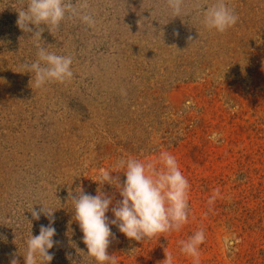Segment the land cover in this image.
I'll return each instance as SVG.
<instances>
[{
  "label": "rangeland",
  "instance_id": "rangeland-1",
  "mask_svg": "<svg viewBox=\"0 0 264 264\" xmlns=\"http://www.w3.org/2000/svg\"><path fill=\"white\" fill-rule=\"evenodd\" d=\"M215 2L184 0L174 17L166 0H89L94 27L41 25L38 40L17 24L26 0H0V264H25V241L50 220V264H96L71 199L103 192L114 218L121 197L94 181L100 170L123 184L119 159L165 150L190 183L189 220L141 241L110 225L116 264H165L168 252L193 264L180 241L199 229V264H264V0H225L238 21L223 33L201 22ZM37 43L72 56L70 82L34 86Z\"/></svg>",
  "mask_w": 264,
  "mask_h": 264
},
{
  "label": "clouds",
  "instance_id": "clouds-1",
  "mask_svg": "<svg viewBox=\"0 0 264 264\" xmlns=\"http://www.w3.org/2000/svg\"><path fill=\"white\" fill-rule=\"evenodd\" d=\"M167 9L174 17L184 11V0H166ZM89 0H26V7L18 11V26L25 32H32L29 25L38 29L33 33L38 40L45 30L44 25L52 33L59 29L66 20H79L88 27H94V12L89 11ZM238 16L225 0H216L202 13V24L208 30L223 33L233 27ZM37 59L26 65L27 72L34 75V86L42 88L50 82L65 83L73 78V58L49 51L47 47L36 44ZM217 138V134L211 137ZM115 169H122L126 179L123 184L113 179L111 169H101L98 173L100 184L105 182L115 185L121 199L111 207L112 219L106 215L113 197L99 192L91 195L79 190L73 197L74 219L83 233L82 240L87 247V255L96 264H116V258L108 254V247L113 237L110 225L118 227L127 238L141 241L156 236H163L179 231L190 217L189 198L190 183L180 169L177 158L168 151H161L156 160L137 159L135 156L119 159ZM115 181V183L113 182ZM211 197L209 203L215 200ZM48 216L53 211L41 209ZM35 219L40 212L32 211ZM54 220L49 225L40 227L38 235L30 236L25 241L26 251L23 254L25 264H50L53 254L49 251L57 243L53 238L56 229ZM205 241L203 229L195 231L187 240L180 241V252L199 264V249ZM165 264H174L175 256L166 253ZM11 264H18L14 259Z\"/></svg>",
  "mask_w": 264,
  "mask_h": 264
}]
</instances>
